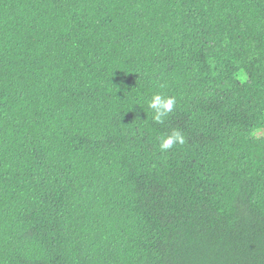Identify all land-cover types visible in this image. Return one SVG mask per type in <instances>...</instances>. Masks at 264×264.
Returning <instances> with one entry per match:
<instances>
[{
    "label": "trees",
    "instance_id": "16d2710c",
    "mask_svg": "<svg viewBox=\"0 0 264 264\" xmlns=\"http://www.w3.org/2000/svg\"><path fill=\"white\" fill-rule=\"evenodd\" d=\"M0 264H264V0H0Z\"/></svg>",
    "mask_w": 264,
    "mask_h": 264
},
{
    "label": "clouds",
    "instance_id": "9594fccd",
    "mask_svg": "<svg viewBox=\"0 0 264 264\" xmlns=\"http://www.w3.org/2000/svg\"><path fill=\"white\" fill-rule=\"evenodd\" d=\"M176 104L174 96L165 95L162 93L153 94L148 101V107L154 111L153 120L157 124L164 123V117L173 111ZM185 137L180 130H173L170 134L165 135L160 141L159 147L161 150H169L174 144H184Z\"/></svg>",
    "mask_w": 264,
    "mask_h": 264
}]
</instances>
